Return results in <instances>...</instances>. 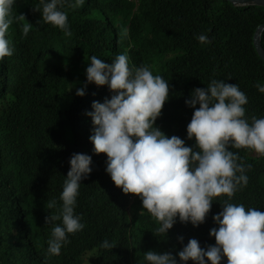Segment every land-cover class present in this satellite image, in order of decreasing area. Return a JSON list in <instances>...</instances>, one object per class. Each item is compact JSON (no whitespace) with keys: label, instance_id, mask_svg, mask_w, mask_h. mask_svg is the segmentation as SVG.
<instances>
[{"label":"trees","instance_id":"1","mask_svg":"<svg viewBox=\"0 0 264 264\" xmlns=\"http://www.w3.org/2000/svg\"><path fill=\"white\" fill-rule=\"evenodd\" d=\"M73 3L65 0L61 9L71 36L34 11L37 6L42 11L40 0H16L14 13L26 20L14 22L6 34L13 55L0 61V264H148L144 253L149 250L170 252L183 264L177 253L190 239L205 249L215 245L209 233L219 225L213 216L228 197L214 198L203 224L194 227L177 217L166 235L157 234L159 222L142 209L138 196L115 186L107 161L97 157L89 139L94 125L87 113L94 111V101L111 98L108 86L87 84L85 109L80 113L81 106L76 107L73 123L59 124L67 107L61 101L71 96L75 106V97L82 98L76 91L87 83L91 56L110 64L126 54L130 68L148 66L168 81L169 98L154 127L169 138L178 136L188 147L195 149V138H187L195 109L185 101L213 79L237 84L246 94L250 124L252 117L264 118V93L255 87L264 85V61L254 45V33L264 24V7L225 0H84L82 7L68 6ZM28 22L32 28L23 37L22 26ZM125 28L127 38L121 35ZM201 34L211 43H200ZM35 101L50 105L46 117H35ZM229 150L238 153L248 177L247 186L229 202L264 212V156L248 148ZM74 153L92 157L93 170L81 181L74 208L84 228L68 235L70 243L60 255H49L53 224H45V217L62 210L60 196ZM52 200L56 206L48 208ZM105 240L115 247H101ZM221 264H227L226 257Z\"/></svg>","mask_w":264,"mask_h":264},{"label":"clouds","instance_id":"2","mask_svg":"<svg viewBox=\"0 0 264 264\" xmlns=\"http://www.w3.org/2000/svg\"><path fill=\"white\" fill-rule=\"evenodd\" d=\"M40 3L42 11L40 6L34 11L41 12V19L71 36L67 13L61 10L65 0H40ZM83 4L84 0H75L68 6L79 8ZM14 6L16 0H0V61L13 55L6 39L10 25L26 20L24 14L14 13ZM31 28V23L23 24V37L28 36ZM128 34L129 29H122L123 37L127 38ZM197 39L202 44L211 43L203 34ZM86 76L87 83L76 91L82 98L75 97L78 99L75 106L73 97H65L71 98L69 104L62 99L67 107L59 124L73 123L79 105L80 113L85 109L88 83L108 86L113 93L111 98H105L103 103L94 101V111L87 113L94 125V134L89 139L97 157L107 161L106 172L115 186L124 194L138 196L142 209L159 222L157 234L166 235L177 217L181 223L191 222L194 227L203 224L214 198L228 197L222 204L223 210L213 216L219 225L209 233L215 238V245L205 249L196 239H190L177 253L179 260L183 264L189 260L195 264H207V261L221 264L226 257L227 264H264V212L229 202L248 184L246 167L238 153L229 150L230 147L253 149L264 156V118L252 117V123L248 122L244 107L247 97L238 85L213 79L206 88L194 89L185 101L188 107L195 109L187 125V138H195L194 149L186 146L178 136L169 138L154 127L169 98V83L163 77L153 75L148 66L130 68L126 54L117 55L110 64L93 55ZM255 87L264 93V85L258 82ZM35 103V117H46L50 105L42 107L44 102ZM197 104L199 108H196ZM69 163L70 170L60 196L62 210L59 215L45 217V224H53L48 241L49 255H60L61 248L70 243L68 235L84 228L74 208L81 181L93 170L92 157L74 153ZM47 206L54 208L56 201H49ZM56 221H62V224H56ZM178 239L183 242V237ZM101 247L111 250L115 245L105 240ZM144 259L148 264H177L176 256L170 252L149 250L144 253ZM93 261L84 264H94Z\"/></svg>","mask_w":264,"mask_h":264},{"label":"water","instance_id":"3","mask_svg":"<svg viewBox=\"0 0 264 264\" xmlns=\"http://www.w3.org/2000/svg\"><path fill=\"white\" fill-rule=\"evenodd\" d=\"M235 6L244 5V6H264V0H227ZM264 31V24L258 26L254 34V44L260 55L264 60V48L262 46V32Z\"/></svg>","mask_w":264,"mask_h":264},{"label":"rangeland","instance_id":"4","mask_svg":"<svg viewBox=\"0 0 264 264\" xmlns=\"http://www.w3.org/2000/svg\"><path fill=\"white\" fill-rule=\"evenodd\" d=\"M70 102H71V98L67 97V98L64 99V103L69 104Z\"/></svg>","mask_w":264,"mask_h":264}]
</instances>
